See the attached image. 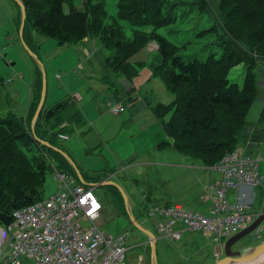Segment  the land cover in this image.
Segmentation results:
<instances>
[{
	"label": "rangeland",
	"instance_id": "obj_1",
	"mask_svg": "<svg viewBox=\"0 0 264 264\" xmlns=\"http://www.w3.org/2000/svg\"><path fill=\"white\" fill-rule=\"evenodd\" d=\"M145 2L147 0L134 3L133 9L139 13L146 6ZM85 3H101L106 14L100 18L99 35H96L97 29H91L94 32L90 33L92 36L81 42L85 45L84 49L90 52L89 55L85 53L81 43L62 47L54 39L35 30L31 31L46 79L44 108L48 109L60 100L76 96L77 107L87 120V126L79 131L59 133L68 138L57 140L55 137L56 145L86 175L85 181L96 187L94 195L103 207L98 223L100 229L113 236L126 234L127 251L123 264H132L139 256L144 257L146 264H150L147 237L132 226L128 218L129 212L139 226L154 234L156 264H215L222 256L216 255L217 244L210 236L185 234L180 241L160 238L154 228L156 220L148 218L145 212L147 198L149 202L176 203L186 210L201 212L199 204L204 190L215 181L203 165L185 157L178 149L170 145L159 147L165 142H183L170 139L162 129V123L170 119L174 102L186 88L182 90L181 87L175 88L169 84L166 73L169 67L161 66L162 59L157 44L150 40L151 28L145 27L142 30L140 26L134 27L121 19L118 15L119 0H85ZM85 3L82 0H68L61 7L67 13L70 8L82 10ZM161 3L155 0L154 5H162L167 13L172 11L170 7L173 4L180 6L175 11L177 22L168 23L169 25L154 32L178 47V50H174L178 57L184 61L195 59L203 62L210 53L214 52L219 58L220 48L231 47L236 55L245 60V63L236 64L229 70L227 81L238 85L240 90H243L247 82L252 84L254 90L250 98L251 107L245 108L248 109L245 116L226 115V110L222 108H216V111L220 115V121L228 127L232 128L237 124L235 134L239 143L236 150L260 157L258 169L264 179V142L261 145L258 142L257 146L254 142L256 136L264 137V119L258 122L260 116L264 117V36L260 39L253 38L250 27L237 24L238 19H230L233 8L226 6L224 0H162ZM143 4L145 5L142 6ZM150 10L147 20L156 15L153 5ZM18 13L21 20L20 8L17 9L11 0H0V78L3 79L0 80V127L13 125L20 131L13 138H6L22 148L26 158L13 163L12 168L6 164L0 165V178L6 181L12 174L11 177L14 175L13 178L18 181L21 189H26L30 182L29 165L36 163V167L49 168L43 185V196L46 198L58 190L53 172L57 161L41 145L30 144L37 119L34 118L36 110L29 111L27 103L35 79V67L34 60L24 50L19 39V26L13 21ZM262 22L263 20L251 26L255 29ZM93 23L97 26L98 21ZM111 24L116 28L120 40L126 43L134 39V31H146L144 35L147 46L137 59L140 64L135 66L134 76L130 80L123 77L124 72H114L116 66L106 63L113 56V50L106 41L107 34L104 30ZM211 26L213 28L209 29L212 30L210 34L198 36L202 29L206 30ZM101 35H104L103 38ZM118 61L119 57L116 56L112 63ZM37 67L40 69L39 65ZM242 96L244 97L241 95V98ZM115 103L125 107V111L117 116L112 115L109 110ZM159 104L166 110L161 118L151 112ZM240 111L244 112V109L240 108ZM49 130V126H45V131ZM24 132L27 138H21ZM212 139L214 138L209 140L211 144L218 142ZM249 144H253V147ZM104 178L107 180H102ZM97 179L102 181L94 183ZM107 181L122 189L126 201L115 186L101 185ZM254 192V209L259 210L264 205V183L255 188ZM229 198L232 199L233 196L230 195ZM263 241L264 232L259 237L250 234L233 249L253 247Z\"/></svg>",
	"mask_w": 264,
	"mask_h": 264
},
{
	"label": "trees",
	"instance_id": "obj_2",
	"mask_svg": "<svg viewBox=\"0 0 264 264\" xmlns=\"http://www.w3.org/2000/svg\"><path fill=\"white\" fill-rule=\"evenodd\" d=\"M11 1L19 9V6L13 0ZM19 1H22L21 3L25 8V24L23 35L21 36L24 43L35 55L37 54L31 35L32 30L54 39L59 46L77 45L89 37L90 33H94L91 29H97L96 35H99L98 32L101 30L99 25L100 18L106 15L101 3L90 5L85 3V0V6L82 10L70 8L67 13L63 12L61 6L68 0ZM139 1L119 0V17L128 21L134 27L140 26L141 29L145 27L151 28L152 34L151 32L149 33L151 34L150 40L152 39L156 42H154L155 45L157 44V50L162 59L161 66L167 65L169 67L166 72L169 84L175 88L181 87L182 90L186 88L181 97L174 102L170 119L162 123V129L170 139L183 142L180 144L165 142L160 146L170 145L178 149L184 156L198 161L201 165L208 168V166L214 165L226 154L238 148L237 143H239V140H236L238 138L235 134L237 132V124L231 128L222 123L216 108L226 110V115L245 116L247 114L249 107H251L250 104H252V99L250 98L253 96L254 87L247 82L243 90H240L238 85L229 84L230 82L227 81L229 70L236 64L245 63V60L236 55L235 51L230 49L231 47H223L220 48L221 55L219 58L212 52L203 62L195 59L184 61L177 56V52H174V50H178L177 46L169 43L162 36L154 34L156 30L174 21L177 22V12L175 13V11L180 6L173 4L170 7L172 11L167 13L165 8L160 5L162 0H159V6L154 5L155 0H147L145 2L147 7L143 4L142 6L144 7L138 13L133 9V4ZM224 3L229 8H233L231 9L230 19H238L239 23L237 24L250 27L253 38L260 39L264 36V0H224ZM152 5L154 9L156 8V15L154 14L147 20V16L150 17L149 13ZM153 18L155 19L153 20ZM262 20L263 22L260 25L255 29L252 28L251 25L260 23ZM13 21L16 26H20V13L15 14ZM94 21H98L97 26H94ZM211 28L213 27L211 26L206 30L202 29L198 36L210 34L212 30L209 29ZM18 29L19 27H17ZM104 31L107 34L106 41L109 42L108 45L113 50V56H110L106 63L116 66V68L112 67L115 69L113 71L124 72L123 77L125 76L130 80L134 76L135 66L140 64L137 59L141 57L145 46H147V38L144 35L146 31H134V39L128 43L120 40L114 25H109ZM103 36L101 35V38ZM233 53H235L234 56ZM114 56L119 57L118 63H112ZM33 63L35 79L27 105L29 111L36 110L42 89L41 71L34 61ZM0 80L2 81L3 79L0 78ZM241 95H244V97L242 96L241 98ZM246 107H248L247 110H245ZM240 108H243L244 112H241ZM152 111L157 118H161L166 110L164 106L159 104ZM262 119L264 117L260 116L258 122H262ZM60 125L63 126L54 132ZM45 126H49L50 130L46 132ZM85 126H87V121L77 107L76 99L67 97L49 109L42 108L39 118L36 120L34 131L31 133L30 144L31 146L41 145L48 151L51 158L57 161V169L76 178L75 172L68 161L54 150L59 149L55 139L57 138L58 140L57 135L59 133L67 132V134H71ZM18 132L20 131H17L13 125L5 126V128L0 127V144L6 143V145H0V165L6 164L12 168L13 163L26 158L24 150L18 147L14 141L6 138V136L13 138ZM23 134L21 138L28 137L25 132ZM43 134H46V136H43ZM211 138H214L212 140L216 139L218 142L211 144V141H209ZM263 138L262 136H256L254 139L255 145L257 146L258 142H260L259 144L264 142ZM208 142H210L209 145ZM35 164L29 165L30 174L28 176L30 182L26 189H21L18 181L13 178L14 175L11 177V173L6 181L0 178V225H8L11 222V214L14 210L37 200L41 201L44 197L43 185L45 176L50 170L44 166L36 167ZM81 176L83 180L87 178L84 174H81ZM97 181L98 179L95 182ZM146 201L151 203L149 198Z\"/></svg>",
	"mask_w": 264,
	"mask_h": 264
},
{
	"label": "built area",
	"instance_id": "obj_3",
	"mask_svg": "<svg viewBox=\"0 0 264 264\" xmlns=\"http://www.w3.org/2000/svg\"><path fill=\"white\" fill-rule=\"evenodd\" d=\"M109 110L116 116L125 107L115 103ZM57 137L68 138L65 134ZM259 161L260 157L251 153L234 150L205 167L216 177L213 185L204 190L201 212L186 210L176 203L145 201L147 217L156 220V234L171 241H180L185 234L210 236L217 244L216 255L223 258L224 243L263 215L250 233L259 237L264 232V205L255 210L253 203L254 189L264 183ZM53 172L57 192L14 210L11 222L0 225V264H123L126 234L113 236L100 229L103 207L94 195L96 187L81 184L57 168ZM93 202L98 205L95 210ZM147 246L150 248V243ZM253 247L232 250L244 254ZM132 264L146 262L139 256Z\"/></svg>",
	"mask_w": 264,
	"mask_h": 264
},
{
	"label": "water",
	"instance_id": "obj_4",
	"mask_svg": "<svg viewBox=\"0 0 264 264\" xmlns=\"http://www.w3.org/2000/svg\"><path fill=\"white\" fill-rule=\"evenodd\" d=\"M13 1L21 9V20H20V26H19V29H18L19 39L21 41V44H22L24 50L35 61V64L39 65L40 71H41V75H42V89H41V93H40V100H39V103L37 105L36 112H35V115H34V118L36 120V119H38V117H39V115L41 113V110L43 108V105H44L46 79H45L43 66H42L41 62L39 61L37 55H35L28 48V46L24 43L23 38L21 36V35H23V29H24V24H25V8H24L23 4L19 0H13ZM54 150L57 151L58 153H60L68 161L69 165L73 168L78 181L81 184H87V183L84 182V180H83V178L81 176V173L78 170V168L76 167L75 163L68 157V155L66 153H64L63 151L59 150V149H54ZM101 185L113 186V187L115 186L116 187V185L113 182H110V181L102 183ZM116 188L122 194L124 201H126V197L124 196V193H123L122 189L119 188V187H116ZM129 213H128V218H129V221L132 224V226L135 227L137 230H139L141 233H143L147 237V243H150V264H156L157 263V259H156V255H155L156 254V250H155V247H156V241L155 240H156V238H155L154 234L151 233L150 231L142 228L141 226H139V224L137 223L136 219L132 215H130ZM262 218H263V215L260 216L259 219H257V221L255 223H253L249 228H247L246 230H244V231L240 232L239 234L233 236L232 238L228 239L226 241V243H224V246H223V255H224V257L219 259L215 264H230V263H234V262L245 261V260H247L249 258L255 257L259 253H263L264 252V243H262L260 245H257V246H254L253 248L249 249L244 254H240V252L232 250L233 246H235L238 242H240L244 237L249 235L256 228V226L260 223ZM256 264H264V261L258 262Z\"/></svg>",
	"mask_w": 264,
	"mask_h": 264
},
{
	"label": "crops",
	"instance_id": "obj_5",
	"mask_svg": "<svg viewBox=\"0 0 264 264\" xmlns=\"http://www.w3.org/2000/svg\"><path fill=\"white\" fill-rule=\"evenodd\" d=\"M85 40H86V39H85ZM85 40H83L82 42H84ZM81 44H82V45H81ZM81 44H77V45H81V46H83V47H82L83 50H85V53H86L87 55H89L90 52H89L87 49H84L85 45H84L83 43H81ZM86 51H88V52H86ZM30 97H31V93H30V96H29L28 102H29V100H30ZM73 98L76 99L77 97L75 96V97H73ZM77 100H78V99H77ZM77 100H76V101H77ZM60 101H61V100H60ZM56 103H58V102H56ZM56 103H55V104H56ZM27 104H28V103H27ZM53 105H54V104H53ZM43 108H44V105H43ZM50 108H51V107H50ZM48 109H49V108H48ZM80 110H81V109H80ZM81 112H82V111H81ZM151 112L153 113L152 110H151ZM82 113H83V112H82ZM83 115H84V113H83ZM153 115H154V113H153ZM116 116H117V115H116ZM154 116H155V115H154ZM84 118H85V115H84ZM85 119H86V118H85ZM86 121H87V120H86ZM85 127H86V126H85ZM82 129H83V128H82ZM80 130H81V129H80ZM78 131H79V130H78ZM262 143H263V142H262ZM262 143H261V144H262ZM261 144H260V145H261ZM249 146H252V147H253V145H251V144H249ZM159 147H161V146H159ZM258 147H259V146H258ZM258 147H257V148H258ZM257 148H256L255 150H253V151L255 152V151L257 150ZM185 157H186V156H185ZM190 159H191V158H190ZM191 160H192V159H191ZM196 162H198V161H196ZM205 169H206V168H205ZM79 170H80V168H79ZM184 170H187V169H184ZM80 172H81V170H80ZM206 172H208L207 169H206ZM81 174H82V173H81ZM209 174H210V173H209ZM212 176H213V175H212ZM213 177H214V176H213ZM214 178H215V177H214ZM102 180H107V179L104 178V179H102ZM102 180H98L97 182L102 181ZM108 180H110V179H108ZM84 181H85V180H84ZM85 182H86V183H89V182H87V181H85ZM94 183H96V182H94ZM197 204H199L198 201H197ZM199 205L202 207L201 204H199ZM156 259H157V258H156Z\"/></svg>",
	"mask_w": 264,
	"mask_h": 264
},
{
	"label": "bare ground",
	"instance_id": "obj_6",
	"mask_svg": "<svg viewBox=\"0 0 264 264\" xmlns=\"http://www.w3.org/2000/svg\"><path fill=\"white\" fill-rule=\"evenodd\" d=\"M261 261H264V252L259 253L255 257L249 258L245 261L234 262V263H230V264H256V263L261 262Z\"/></svg>",
	"mask_w": 264,
	"mask_h": 264
},
{
	"label": "snow or ice",
	"instance_id": "obj_7",
	"mask_svg": "<svg viewBox=\"0 0 264 264\" xmlns=\"http://www.w3.org/2000/svg\"><path fill=\"white\" fill-rule=\"evenodd\" d=\"M98 207V205L95 204V202H93V210H95V208ZM91 214V213H89Z\"/></svg>",
	"mask_w": 264,
	"mask_h": 264
}]
</instances>
